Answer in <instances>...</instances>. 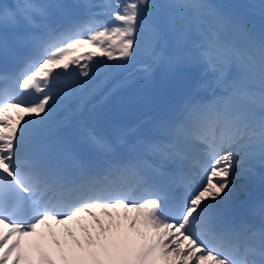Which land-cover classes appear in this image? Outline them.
I'll return each mask as SVG.
<instances>
[{
  "label": "snow or ice",
  "instance_id": "obj_1",
  "mask_svg": "<svg viewBox=\"0 0 264 264\" xmlns=\"http://www.w3.org/2000/svg\"><path fill=\"white\" fill-rule=\"evenodd\" d=\"M73 7L86 11L73 18ZM231 7L264 20V0ZM141 52L146 80L160 66L177 84L199 79L135 139V128L106 136L89 124L53 140ZM0 57V264H264V200L250 205L264 185V23L257 32L209 0H0ZM244 209L258 230L237 219ZM81 217L83 239L38 233Z\"/></svg>",
  "mask_w": 264,
  "mask_h": 264
},
{
  "label": "bare ground",
  "instance_id": "obj_2",
  "mask_svg": "<svg viewBox=\"0 0 264 264\" xmlns=\"http://www.w3.org/2000/svg\"><path fill=\"white\" fill-rule=\"evenodd\" d=\"M85 2L90 3V0H41L39 4H70L75 6V5L83 4ZM81 9L82 8L73 7L70 13L71 16L73 18L81 17V15H79ZM59 16H60V12L59 10H57L56 12L53 13V15L49 14V19L51 22L59 23L61 22V19H59L58 22L54 20V18L57 20ZM163 72L166 73V70H164ZM139 78L140 79L144 78V74H141ZM125 80L129 81L128 84L132 88L128 92L129 96L142 98L140 102H135L133 100V102L128 103L127 105H124L122 107H119L114 102L103 104L102 102L100 103L95 102V100H93L92 98L90 100L87 99L83 103L80 110L73 117L72 123L75 124L83 123L85 125L94 124L97 129H102L108 124H118L120 126H123L124 130L135 128L136 133L129 137V139H135L136 135H142L148 133L149 129L152 126L153 121L164 116L168 111H170L175 107V102H176L175 97L177 95H175L173 98H168L167 96H160L156 98L154 102L149 103L147 101V97L151 93L147 91L146 87H141L140 89H136L134 87L133 81L135 80V75L133 72L129 74L125 78ZM167 82H168L167 80H162L159 86L165 87V84ZM76 103L77 102L73 100L58 106L57 118L63 117L65 110L67 108H75ZM100 105H105V107L104 108L99 107L97 110H94L96 107ZM123 107L125 109H122ZM10 114H15V113H9V115ZM138 125L139 127H137ZM258 167L259 165H257L256 171L258 170ZM258 172L259 171H257V174ZM241 199H244V197H241ZM261 200H264V185H262L259 179H257V182L252 190L250 205L254 204L258 206ZM117 211L123 213V209H118ZM96 214L97 216L100 217V219L104 223H106L105 221L106 218L100 216L99 210H96ZM236 216L237 219L242 218L247 222H249L250 224L253 220L255 223L254 227L257 230L261 226V219L259 213L253 216L249 214L247 209H244L238 211L236 213ZM80 224L92 227L90 218L81 217L79 218V224L77 223V221L69 222L67 225H56L55 223H53L50 229L49 228L45 229L46 235L49 231L54 232L56 234V239L60 240L61 245L63 246L65 243H70L66 233L64 232L65 228L71 229L75 233L77 239H83V234L79 231ZM41 231H43V227ZM93 234H95V231H93ZM46 246L49 249L52 248L50 239L46 241ZM35 260H36V256H35ZM33 264H35V262H33Z\"/></svg>",
  "mask_w": 264,
  "mask_h": 264
},
{
  "label": "rangeland",
  "instance_id": "obj_3",
  "mask_svg": "<svg viewBox=\"0 0 264 264\" xmlns=\"http://www.w3.org/2000/svg\"><path fill=\"white\" fill-rule=\"evenodd\" d=\"M100 0H91L92 3H96ZM150 2L153 3H161L162 0H150ZM225 6V10L227 11H232L234 13L240 12L241 9L238 8H232L231 6ZM237 14V15H238ZM241 14H239L240 16ZM241 17V16H240ZM83 51H86L87 49H81ZM148 62L146 56L144 55L143 52L139 56H137L136 60L133 61L132 64L128 65L126 68L117 70L116 72L113 73L112 80L108 82L106 85L103 87V91L98 94V95H93L94 100H97L99 97V101L97 103L102 102L103 104H107L110 102H114L117 106L122 107L124 105H127L128 103L133 102L135 96L130 97L128 92L130 89H132L129 84H127L124 87L119 88L112 94L108 95V90L113 87V84L116 83L117 81H126L125 78L131 74L132 72L135 75V80L133 81V85L136 89H140L141 87H146L147 91H149L151 94L148 95L147 101L149 103H152L156 100V98L160 96H167L168 98H173L175 95V107L181 102L183 97L188 94L192 88V86L195 84V82L199 79V72L197 71L194 76L190 79L185 80L182 84H177L175 80L168 75V73L163 72L165 69L160 66V67H154L152 76L150 80H146L145 78L139 79V76L143 74L142 71H140V68L142 65L146 64ZM115 63V62H113ZM206 77V76H205ZM204 77V79H205ZM208 77L210 78L209 81H211L212 77L209 74ZM162 80H167L168 82L165 84V87L159 86L160 82ZM209 91H204L201 93L203 96H208ZM99 107H105V105H100L96 107L94 110H97ZM122 109H125L124 107ZM258 174L264 173V168H261L260 166L258 167ZM259 174V175H260ZM237 184H240L241 181L237 180ZM107 223V220H105Z\"/></svg>",
  "mask_w": 264,
  "mask_h": 264
},
{
  "label": "trees",
  "instance_id": "obj_4",
  "mask_svg": "<svg viewBox=\"0 0 264 264\" xmlns=\"http://www.w3.org/2000/svg\"><path fill=\"white\" fill-rule=\"evenodd\" d=\"M221 4H231V5H238V4H259L260 0H216ZM246 13L242 16L243 20H248L249 24L255 26V29L259 31L260 26L264 23V20L259 15L258 9H244Z\"/></svg>",
  "mask_w": 264,
  "mask_h": 264
}]
</instances>
